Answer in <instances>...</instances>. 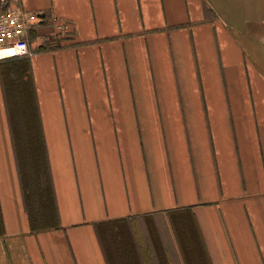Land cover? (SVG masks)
<instances>
[{
	"label": "crops",
	"instance_id": "1",
	"mask_svg": "<svg viewBox=\"0 0 264 264\" xmlns=\"http://www.w3.org/2000/svg\"><path fill=\"white\" fill-rule=\"evenodd\" d=\"M2 1L70 33L27 56L55 229L30 230L0 78V264H107L94 224L182 207L210 264H264V0Z\"/></svg>",
	"mask_w": 264,
	"mask_h": 264
},
{
	"label": "trees",
	"instance_id": "2",
	"mask_svg": "<svg viewBox=\"0 0 264 264\" xmlns=\"http://www.w3.org/2000/svg\"><path fill=\"white\" fill-rule=\"evenodd\" d=\"M3 62L7 65L1 66L0 78L29 227L33 233L55 229L60 225L59 216L36 92L30 74V61L23 57ZM166 214L171 221L183 263L210 264L191 208H176ZM150 217L153 216H142L146 219ZM133 219L121 218L94 224L107 264H142L138 247L146 243L135 241L129 223ZM152 245L160 264H168L162 243L157 241Z\"/></svg>",
	"mask_w": 264,
	"mask_h": 264
},
{
	"label": "built area",
	"instance_id": "3",
	"mask_svg": "<svg viewBox=\"0 0 264 264\" xmlns=\"http://www.w3.org/2000/svg\"><path fill=\"white\" fill-rule=\"evenodd\" d=\"M46 22L57 35L66 36L70 33L67 23L55 17L47 21L42 12L26 11L20 6L9 7L0 0V63L27 57L32 37Z\"/></svg>",
	"mask_w": 264,
	"mask_h": 264
},
{
	"label": "rangeland",
	"instance_id": "4",
	"mask_svg": "<svg viewBox=\"0 0 264 264\" xmlns=\"http://www.w3.org/2000/svg\"><path fill=\"white\" fill-rule=\"evenodd\" d=\"M44 26H46V24ZM56 35L57 34L50 36L49 39L51 40L53 38L56 39L57 37H59L58 35L57 36ZM30 53H31V50H30ZM3 63H1L0 66L3 67L5 66V64L7 65V63L5 64ZM31 78H32V75H31ZM41 126H42V121H41ZM42 131H43V127H42ZM43 135H44V132H43ZM129 223H130V227L132 229V233L135 238V241L137 242L146 243V245L148 246L149 245L153 246L152 244L157 241L162 244L176 243V238H175L172 226H171V221L169 217L167 216V214H155L153 215V217H150L148 219L142 218V217H136L132 221H129ZM261 255L262 257H264V252H262Z\"/></svg>",
	"mask_w": 264,
	"mask_h": 264
}]
</instances>
